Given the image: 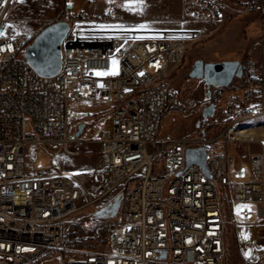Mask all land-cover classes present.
Segmentation results:
<instances>
[{
  "label": "built area",
  "instance_id": "built-area-1",
  "mask_svg": "<svg viewBox=\"0 0 264 264\" xmlns=\"http://www.w3.org/2000/svg\"><path fill=\"white\" fill-rule=\"evenodd\" d=\"M13 1L0 0L3 33ZM76 1L64 0L57 20L69 31L54 76L39 75L26 60L31 37L0 36V264H36L72 252L64 242L79 213L97 216L120 194L106 246L76 250L61 264H224L229 226L241 244L261 253L255 260L244 253V263L264 264V147L248 152V177L245 168L233 171L231 151L233 144H261L251 134L264 119V65L245 88L230 91L220 109L215 104L211 117H203L207 104L201 107L195 135L163 137L165 118L186 111L173 74L188 43L206 31L152 28L113 4L100 9L105 0L78 7ZM181 3L185 20L223 21L225 0ZM242 3L264 27V0ZM92 118L103 121L81 139L79 125L85 131ZM83 143L101 145L92 168L65 171L57 164L52 174H26L27 145L77 155ZM196 148L206 152L207 171L188 167L187 151ZM240 203L256 205L238 211L256 224L238 222ZM240 226L252 230L242 233Z\"/></svg>",
  "mask_w": 264,
  "mask_h": 264
},
{
  "label": "rangeland",
  "instance_id": "rangeland-1",
  "mask_svg": "<svg viewBox=\"0 0 264 264\" xmlns=\"http://www.w3.org/2000/svg\"><path fill=\"white\" fill-rule=\"evenodd\" d=\"M79 1L83 2L84 0H77V7ZM63 2L64 0H23V2L14 0L4 36H29L31 38L36 36L51 22L58 19ZM106 4H113L128 18L143 21L145 26L152 28L182 30L200 27L206 29L210 26L212 28L220 27V31L207 32L203 38L188 43L183 60L172 77L173 86L179 91L182 106L186 111L173 112L165 118L161 134L163 137L190 135L198 131L203 124L201 107L204 104H207L208 107L215 101L214 104H220V109L223 106L224 97L230 91H236L214 87L208 89L202 80L188 78V74L197 60L201 59L205 62L240 61L244 66V76L247 78L250 74L259 72L264 65V27L260 23L258 14L246 13L243 7H240L239 15L233 16L229 22H225L223 19L221 24L209 22L207 24V22L200 23L198 21L181 22L183 13L180 0H105L99 4V8H104ZM241 83L240 78H235L230 87L237 88ZM208 91L211 92V97L207 96ZM92 120L95 121V124L85 129L80 136L81 139L94 132L96 124L103 121V119L96 118H92ZM253 133L256 134L257 140L264 145V119L258 122ZM221 147L219 145V148ZM262 150L263 146L258 143L249 147L244 144H233L231 151L237 159L233 171L245 168L246 177H248L250 175L248 152H261ZM70 151H73L72 147ZM100 152L101 145L94 143H83L77 155L58 153L52 146L30 144L26 146L25 171L28 176L48 175L56 171L55 165L58 163L61 164V170L65 171L92 168L97 163ZM53 154L56 155V160H54ZM245 180L241 179L240 181ZM110 199L111 197L103 200L100 204L107 203ZM242 207L257 209L255 204H238L236 206L238 222L256 224L258 222L256 218L252 220L239 218L238 211ZM90 213V210L80 212L79 215L82 218L71 225L68 233H76L80 229L88 232L101 225L116 223V217L102 218L90 215ZM229 232L224 264H245L243 254L248 249V243L243 241L241 244L238 233L231 226H229ZM82 241L83 247L67 245L64 242V247L72 249V252L63 251L61 256L58 254L46 257L36 264H61L62 260H67L76 250L91 249L87 247L84 240Z\"/></svg>",
  "mask_w": 264,
  "mask_h": 264
},
{
  "label": "water",
  "instance_id": "water-1",
  "mask_svg": "<svg viewBox=\"0 0 264 264\" xmlns=\"http://www.w3.org/2000/svg\"><path fill=\"white\" fill-rule=\"evenodd\" d=\"M69 31V24L56 21L42 29L25 49V58L33 69L42 76H54L62 67V46ZM244 77V66L240 61L205 62L197 60L188 74V78L202 80L208 89L228 88L233 79ZM211 92L207 96L211 97ZM215 104H210L203 111V117L208 118L214 114ZM85 124L79 125L77 136H80ZM188 167L197 164L206 170V152L203 148L189 149L187 151ZM122 194L114 202L101 210L97 216L108 218L117 214L121 205Z\"/></svg>",
  "mask_w": 264,
  "mask_h": 264
},
{
  "label": "trees",
  "instance_id": "trees-1",
  "mask_svg": "<svg viewBox=\"0 0 264 264\" xmlns=\"http://www.w3.org/2000/svg\"><path fill=\"white\" fill-rule=\"evenodd\" d=\"M57 20H59V17ZM52 23L53 22H51V24ZM34 38H35V36H33L31 38V42L33 41ZM240 81H242V83L237 88L228 87L225 89L226 90H240V89L245 88L249 83V79L247 78V76H244L243 78H241ZM214 103H216V102L214 101ZM132 184H133V182L130 181L128 183V186H132ZM113 226H114V224L112 223V224H108V225L98 226L94 229L89 230L88 232H85L83 229L78 230L76 233L70 232L67 235V238L65 240V244H67V245L73 244L75 246L83 247V244H81V243L83 242L82 240H84V242L87 244V247H89L91 249L98 250V249L106 246L108 239H109V236H110V233H111V230L113 229Z\"/></svg>",
  "mask_w": 264,
  "mask_h": 264
},
{
  "label": "crops",
  "instance_id": "crops-1",
  "mask_svg": "<svg viewBox=\"0 0 264 264\" xmlns=\"http://www.w3.org/2000/svg\"><path fill=\"white\" fill-rule=\"evenodd\" d=\"M244 0H225V10L223 12V19H225V22H229L231 20V18L233 16H236V15H239V10H240V7L242 8L243 7V2ZM180 4H181V8H182V3H181V0H180ZM244 8V7H243ZM189 20H185L184 17L182 18L181 22H187ZM200 23H203V21H201ZM206 23V22H204ZM155 25H158L156 23H154ZM208 24V22H207ZM201 29L205 30L206 33H211L212 32H218L220 31V27L219 26H216L215 28H212L211 26L209 28H202L200 27ZM58 166L60 167L61 164L58 163Z\"/></svg>",
  "mask_w": 264,
  "mask_h": 264
},
{
  "label": "bare ground",
  "instance_id": "bare-ground-1",
  "mask_svg": "<svg viewBox=\"0 0 264 264\" xmlns=\"http://www.w3.org/2000/svg\"><path fill=\"white\" fill-rule=\"evenodd\" d=\"M251 135H253L254 136V134L252 133ZM250 135H248V137H249ZM254 139V138H253ZM262 144V143H261ZM263 147H264V145H263ZM240 231L242 232V233H244V232H246V231H251L252 230V227H250V226H240ZM244 253L247 255V256H250V257H252L254 260L255 259H257V258H259L260 257V252L259 251H257L254 247H253V245L249 242L248 243V249L246 250V251H244Z\"/></svg>",
  "mask_w": 264,
  "mask_h": 264
},
{
  "label": "snow or ice",
  "instance_id": "snow-or-ice-1",
  "mask_svg": "<svg viewBox=\"0 0 264 264\" xmlns=\"http://www.w3.org/2000/svg\"><path fill=\"white\" fill-rule=\"evenodd\" d=\"M5 2H6V0H5ZM20 2H23V0H20ZM2 35H4V33L2 31H0V36H2ZM96 74L97 75H105L106 73H100V72H98ZM109 74H112V75H115L116 74V61L115 60L113 61V70ZM245 238H247V237H245Z\"/></svg>",
  "mask_w": 264,
  "mask_h": 264
}]
</instances>
